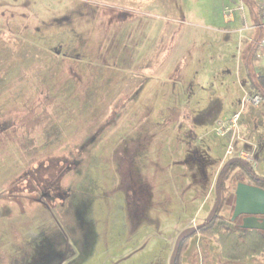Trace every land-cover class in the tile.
<instances>
[{
	"label": "rangeland",
	"instance_id": "1",
	"mask_svg": "<svg viewBox=\"0 0 264 264\" xmlns=\"http://www.w3.org/2000/svg\"><path fill=\"white\" fill-rule=\"evenodd\" d=\"M250 4L0 0V264H174L220 199L232 220L238 184L253 183L236 169L221 194L226 167L251 153L264 176V101L243 103L255 93ZM241 111L221 135L219 121ZM49 161L66 169L52 209L16 195ZM181 264L264 255L226 260L200 233Z\"/></svg>",
	"mask_w": 264,
	"mask_h": 264
},
{
	"label": "trees",
	"instance_id": "2",
	"mask_svg": "<svg viewBox=\"0 0 264 264\" xmlns=\"http://www.w3.org/2000/svg\"><path fill=\"white\" fill-rule=\"evenodd\" d=\"M243 1L252 8L250 3L252 2L253 4L254 0ZM255 10L256 11H251L255 19L254 22L256 24V40L255 42L251 43V46L247 52V57L249 56V59L248 61L246 60V64L251 90L256 94L261 95V97L264 99V76H259L254 71L255 65L260 62L257 55L260 51L263 50L259 46V42L263 38V32H261L259 24H263L264 18L262 16V10L258 5H256ZM55 163L56 162L52 161L41 163V176L43 177L47 175L51 170H54V167L55 170L54 172H52V175L54 174L55 177L58 178L59 170L58 167L56 170ZM239 168L242 170V173L239 174L240 177H243L244 175L248 176L252 180L253 185L264 189V176H259L257 173H255L250 162L243 159H238L229 163L222 175L220 189L221 194L225 192L226 181L228 180V178L231 176L233 171ZM38 172V168H35L29 174L25 173V176H27V181L29 182V186L24 187V189L33 188L35 187V184H39L37 182L41 180L39 179ZM23 178L24 177L19 178L17 182H26V179ZM220 207L221 199L219 200L217 209L208 222L199 227L197 230H194L193 232H190L182 237L179 242V250L174 264H181L182 254L187 248L189 241L194 235L200 233L208 237L217 238V243L221 247L222 256L226 260L241 261L254 256L264 255V233L260 230L243 229L241 225H236L232 220H225L219 214Z\"/></svg>",
	"mask_w": 264,
	"mask_h": 264
},
{
	"label": "water",
	"instance_id": "3",
	"mask_svg": "<svg viewBox=\"0 0 264 264\" xmlns=\"http://www.w3.org/2000/svg\"><path fill=\"white\" fill-rule=\"evenodd\" d=\"M240 217H243L241 225L243 229L260 230L264 233L263 188L246 183L238 184L232 220Z\"/></svg>",
	"mask_w": 264,
	"mask_h": 264
},
{
	"label": "flooded vegetation",
	"instance_id": "4",
	"mask_svg": "<svg viewBox=\"0 0 264 264\" xmlns=\"http://www.w3.org/2000/svg\"><path fill=\"white\" fill-rule=\"evenodd\" d=\"M65 161H67V160H65ZM67 162H65V165L68 164ZM55 164H56V170H57L58 164L57 163H55ZM40 166H41V164L39 165V167H37L38 171H39L38 176H39V179L41 180V181L37 182L39 184H35V187H33V188H25L23 190L18 189L16 191L17 192L16 195L17 194L19 195L21 193H28V194H30V196H32L35 194L38 196L35 200L44 204L48 209H52L55 207V203L57 201L62 202V200H63L64 195L61 192L62 190H61L60 182H61L62 176L66 173V169L62 170L61 167L64 165L61 164V167L60 168L58 167V170H59L58 178L55 177L54 174L52 175V172H54V170H55L54 167H53L54 170H51L47 175L42 177L41 173H40L41 172ZM70 168H71V166H68L67 170H69Z\"/></svg>",
	"mask_w": 264,
	"mask_h": 264
},
{
	"label": "built area",
	"instance_id": "5",
	"mask_svg": "<svg viewBox=\"0 0 264 264\" xmlns=\"http://www.w3.org/2000/svg\"><path fill=\"white\" fill-rule=\"evenodd\" d=\"M257 1H258L259 8L262 10V15L264 18V0H257ZM259 27H261V29L264 31V21H263V24H261ZM259 46L263 50L258 53L257 57L260 62H264V36L259 42ZM263 101L264 99L261 97V95L256 94V93L252 95L247 94L243 99L244 104L250 103L254 107L260 106ZM241 114H242V111L234 113L233 115L225 118L224 120L219 121L218 127H217L218 132L221 133V135L223 136L229 135L231 133H235V130H237V125L241 117ZM230 148H231L230 153H233L234 151L233 146H231ZM240 159L246 160L250 162L251 164H255L254 154L252 155L251 153H246L245 155V153H241Z\"/></svg>",
	"mask_w": 264,
	"mask_h": 264
},
{
	"label": "crops",
	"instance_id": "6",
	"mask_svg": "<svg viewBox=\"0 0 264 264\" xmlns=\"http://www.w3.org/2000/svg\"><path fill=\"white\" fill-rule=\"evenodd\" d=\"M261 24H259V26H260ZM260 28V30H261V32H263V36H264V31L261 29V27H259ZM248 59H249V56L247 57V61H248ZM263 159H264V157H263ZM264 162V161H263Z\"/></svg>",
	"mask_w": 264,
	"mask_h": 264
}]
</instances>
